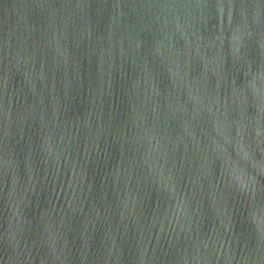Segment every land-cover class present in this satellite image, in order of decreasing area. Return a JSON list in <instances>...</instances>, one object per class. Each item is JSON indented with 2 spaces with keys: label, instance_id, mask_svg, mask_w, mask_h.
Here are the masks:
<instances>
[{
  "label": "water",
  "instance_id": "1",
  "mask_svg": "<svg viewBox=\"0 0 264 264\" xmlns=\"http://www.w3.org/2000/svg\"><path fill=\"white\" fill-rule=\"evenodd\" d=\"M0 264H264V0H0Z\"/></svg>",
  "mask_w": 264,
  "mask_h": 264
}]
</instances>
